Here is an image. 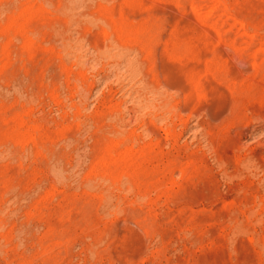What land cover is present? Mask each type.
Segmentation results:
<instances>
[{"label": "rangeland", "instance_id": "rangeland-1", "mask_svg": "<svg viewBox=\"0 0 264 264\" xmlns=\"http://www.w3.org/2000/svg\"><path fill=\"white\" fill-rule=\"evenodd\" d=\"M0 264H264V0H0Z\"/></svg>", "mask_w": 264, "mask_h": 264}]
</instances>
